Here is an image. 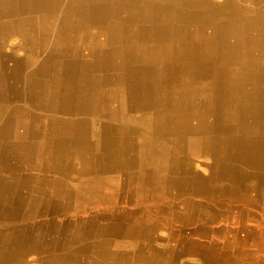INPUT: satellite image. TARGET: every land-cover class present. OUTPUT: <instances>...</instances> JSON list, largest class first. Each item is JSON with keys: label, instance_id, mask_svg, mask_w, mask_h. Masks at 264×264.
Returning a JSON list of instances; mask_svg holds the SVG:
<instances>
[{"label": "crops", "instance_id": "crops-1", "mask_svg": "<svg viewBox=\"0 0 264 264\" xmlns=\"http://www.w3.org/2000/svg\"><path fill=\"white\" fill-rule=\"evenodd\" d=\"M12 1L4 0L0 9V186H10V191L1 193L16 195H0V264H264V158L255 161L256 145L246 144L255 136L242 135L244 143H238L245 147L236 146L234 159L217 160L235 168L237 176L212 180L216 187L237 181L242 187L237 192L253 202L244 203L239 213L234 211V221L205 217L190 221V215L174 207L177 196L189 193H178L181 189L173 185L180 181L176 175L160 180L158 164L143 158L137 140L128 148L132 161L125 162L128 152L118 153V134L125 139L124 128L111 130L115 122L102 102L110 91L120 101L125 98L127 80L105 82L101 76H109L110 71L88 70L86 75L99 76L103 82L95 95L88 79L76 76L78 67L68 62L71 54L51 48L65 26L61 16H52V28L44 33L50 48H30L13 29L19 17L27 14L26 1H20L18 8L7 5ZM248 3L259 7L264 0ZM64 66L75 77L58 76ZM88 97H95V102ZM72 99L74 103H68ZM95 104L100 106L97 112L92 110ZM69 107L74 110L62 111ZM139 112L129 114L137 117ZM57 121L74 125L65 129L53 124ZM102 138H108L109 148L104 149ZM179 148H184L183 154L177 156L188 157L195 171L206 174L212 164L209 154L195 157L187 146ZM85 169L88 175L82 174ZM143 171L151 172L148 179L154 190L143 187ZM98 180L106 182L103 191ZM37 185L40 192L26 190ZM161 186L168 190L160 191ZM256 186L258 191L253 189ZM46 193L56 198V205L40 201ZM62 196L70 201H58ZM64 211L72 213L65 220L60 218Z\"/></svg>", "mask_w": 264, "mask_h": 264}, {"label": "bare ground", "instance_id": "bare-ground-1", "mask_svg": "<svg viewBox=\"0 0 264 264\" xmlns=\"http://www.w3.org/2000/svg\"><path fill=\"white\" fill-rule=\"evenodd\" d=\"M33 1L36 4L43 3V5L34 6L36 8H31L29 13H42L44 10H50L49 13L52 16H61L59 18L64 20L62 21L65 25L62 26L61 30L66 31L68 34L71 33L70 30H78L82 27V22L74 23V18L87 17L92 9H97L98 7L100 10L109 9L114 15L112 17L114 19L110 22L103 20L102 16L100 21L95 20L96 18H90L91 20L88 23L85 22V27L97 30L96 33L98 35L93 38L82 37L77 40L68 38L70 41L68 45L66 44L68 42L61 40L63 44L70 46L72 50L85 47L84 53L71 54L70 56L72 57L68 62H71L73 67L76 68L84 63L87 65L93 63L100 71H110L111 74L109 76H101L105 82L108 79V81L110 80L109 83L112 81L117 84H123L124 82L120 78L127 80L129 85L126 86L125 98L120 101L116 94L110 91L106 97L107 102H105L106 100L100 101L102 105H107L108 103L113 105L112 103L115 102L116 105L110 112L111 114H118V111H120L119 114L124 116L134 110L144 112L149 110L151 105L157 104H160L159 107L164 112L172 111V108L177 112L176 120L174 121L178 129V137L171 140L158 136L155 130L156 126L151 124L149 119L144 118L140 121L135 118L128 125L125 118L121 119L117 124L121 128L124 127V135L127 136L124 143L126 144V150H122V153L130 151L127 145L135 141V137L139 134V127L136 126V123L139 124L143 135L151 136L152 138L150 139L156 145L165 144L163 147L160 146L161 148H158L154 155L168 160V166L164 172L169 175H176L179 178L180 181L175 180L173 184L174 187L181 189V191L177 192H189L184 196L182 193V196L175 198V200L180 201V205H182L188 216L194 210L203 208V206L213 209L222 206L233 208L242 207L246 202H253L250 199H245L242 193H225L231 191L230 187L232 184L228 187H216L213 186L212 180L216 177L224 179L237 176L235 168L234 171L232 170L233 167L219 163L217 159H219V156L225 158L223 161L234 159L237 150L236 146L245 147L240 144L244 143L242 135H248L249 133L255 136V138L247 141L246 144L256 145L253 150L255 161H257L258 157L264 158V102L259 106L260 94L261 92L264 94V68H259L260 64H258L261 60L260 57L264 59V52L261 54L252 52L261 48L264 51V4L255 7L254 4L248 3V1L253 0H223L221 3L213 4L212 6L206 4L207 0H117L115 2L111 0H86L83 5H78L80 3L76 0H51L53 1L51 5H48L51 3L50 0ZM237 3L240 4L238 5ZM123 10H126L129 14L126 18L119 16L122 15ZM138 16L139 18L142 17V20H136ZM204 16L207 18L200 20ZM155 17L160 19L157 24L147 21V19H155ZM107 23L109 24L107 25ZM254 25L256 26L255 28ZM137 29L155 30L157 32L163 30L165 37L155 36L149 39L138 37L132 39L130 37L129 42L133 43L135 47L133 50L136 53H132L130 63H126L124 60L127 55L122 53L125 45L123 34L125 32L131 34ZM53 31L55 33L54 28ZM235 37H237V40H235ZM240 46H243V49ZM109 48L111 51H107ZM98 49L103 52L98 53ZM194 50L197 51L196 54L193 53ZM186 64L187 67L183 68V65ZM60 71L61 74L58 76L75 77L69 66H64ZM183 73L186 74L183 75ZM82 74L83 72L76 71V76L78 77L91 80L97 78L100 83L102 82L99 76L92 75L89 77L91 75L88 76L89 73L87 75ZM152 74L156 77L155 92H152L149 88L150 86L145 82ZM192 79L191 84L189 81ZM184 80L188 81L187 84L182 82ZM130 82L132 85H130ZM111 86H113V83ZM96 94L97 92L95 91ZM187 96L189 99H187ZM152 97H155V101ZM88 100L90 101L91 97H88ZM74 101L72 99L68 103L73 104ZM125 106L128 107L124 108ZM193 108H198L200 112L193 114ZM73 110L74 108L62 109L63 112H71ZM221 119L228 121V127L222 124ZM53 124L61 125L65 129L74 125V123H61L59 121ZM101 127L103 128L104 125H101ZM109 127L114 130L115 124H111ZM217 129L222 130L229 136L221 149L216 148L213 140L214 131ZM106 130H108V127ZM187 134L192 136L202 134L204 141L209 144L198 151L197 154L200 156L201 153L205 152L215 160L211 178L208 182L206 181L212 193H191V188L189 189L190 181H187L182 169L188 157L177 156V153H182L184 148H166L167 143L184 139ZM103 139H101L103 141L102 146L104 149L109 148L108 138ZM142 141L144 140L142 139ZM188 148L191 152L194 151L192 147ZM165 184V187H167L168 182ZM33 188L27 187L26 190L29 191ZM237 188L242 190V187L236 181L235 190ZM0 190V195L2 196L9 195L13 197V194L16 195V193H1L10 191L9 185L0 186ZM204 194L209 197L204 204V200L195 201L192 198ZM223 198H227L228 201L222 203ZM68 199L69 197L64 196V201L67 200L69 202L70 200ZM180 218L179 216L178 219Z\"/></svg>", "mask_w": 264, "mask_h": 264}, {"label": "rangeland", "instance_id": "rangeland-1", "mask_svg": "<svg viewBox=\"0 0 264 264\" xmlns=\"http://www.w3.org/2000/svg\"><path fill=\"white\" fill-rule=\"evenodd\" d=\"M9 1V0H8ZM20 1H26V4H24L25 8H27V14H24L22 16L19 17V19L15 22V24L13 25V29L16 30L17 32L21 33L20 35L24 38V40L27 41L28 43V46L30 48H37V47H41L42 49H46V48H50V46H48V42L46 41L45 39V35L44 33H49L50 32V29L52 28V24H53V21H52V15L49 13L50 10H47L42 13H35V14H29L30 12V9L33 8L34 6H42V4H36L33 0H13L11 3L8 4L7 2V5H10L11 7H20L21 5V2ZM51 1V0H50ZM77 2H79L80 4L78 5H83L86 0H76ZM112 2H115L117 0H111ZM53 1H51V3H49L48 5H51ZM218 2H216L215 0H207V5L208 6H212L213 4H217ZM5 5L4 3V0H0V9L3 8V6ZM38 7V6H37ZM36 8V7H34ZM101 11H103L101 13ZM122 15H126L128 16L129 14L126 12V10L122 11ZM103 17V20H105L106 22H110L114 15L111 13V11L109 9H102L100 10V8L98 7L97 9H92L91 12L88 14L87 17H77V18H74V23L75 22H82V27L78 30H70L71 33H67L66 31H63V30H59L58 31V34L55 38V42L51 45V48L55 49V50H62L63 54H66V55H69V54H76V53H84V48H75L71 51H68L67 50V46H65L66 44H63V41H61L62 39L67 42L68 38H71L72 40H77V39H80L82 37H89V38H93L95 37L96 35H98L96 33L97 30H95L94 28H91V27H85V22L88 23L91 19L90 18H96L95 20H98L100 21V17ZM117 16V15H116ZM121 16V15H119ZM110 18V19H109ZM142 18V17H141ZM141 18H139V16L136 18V20L140 21L142 20ZM207 17L204 16L203 18H200L201 19H206ZM147 21L151 22L152 24H157V22L160 21V19L158 17H155V19L151 18V19H147ZM109 23H107L108 25ZM256 26L254 25V28ZM37 28L39 29V31L37 30ZM215 29V28H214ZM216 30V29H215ZM105 31V30H103ZM155 30H134L131 34L127 32H125L123 34L124 36V40H125V45L123 46V51L122 53L126 54L127 56L125 57V62L126 63H130V58H131V54L133 53H136V51L133 50V48H135L133 46V43H130L129 42V38L131 37L132 39L134 38H144V39H149V38H152V37H165L163 35L164 31L161 30V32H157ZM106 33L108 34V31L106 30ZM53 35H55V33H52ZM74 37H71L73 36ZM165 34V33H164ZM87 35V36H86ZM126 38V39H125ZM235 40H237V37H235ZM240 40H241V37H240ZM241 49H243V46H240ZM98 53L99 52H103L101 49H98ZM107 50V49H105ZM107 51H111L110 48L109 50ZM196 50L193 51L194 54H196ZM252 52H256L257 54H261L263 51V48L261 49H255L254 51ZM47 54H49L48 52H46ZM260 61L258 64L259 65V68L263 67L264 68V59L260 57ZM189 64V63H188ZM92 65V66H91ZM78 70L83 72L82 75H86L85 72H87L88 70H91L92 68H95L94 64L91 63V64H86L84 63L83 65H79L78 66ZM187 67V64L186 65H183V68H186ZM186 73H183V75H185ZM89 76V75H88ZM92 75H90L89 77H91ZM120 80H122L123 82H126V80L123 78H120ZM88 81L90 82V85H92L94 88H95V91L97 89V87L100 86V83H99V80L97 78H93L92 80L91 79H88ZM148 81L147 84L150 86V90L152 92H155L156 91V87H155V81H156V77L154 76V74L150 75V77L148 78ZM192 81H189L191 82L192 84ZM183 83H186L187 82L184 80L182 81ZM159 85H162V84H159ZM164 85V84H163ZM97 94H98V91H97ZM122 94V93H121ZM120 94V95H121ZM95 97H91V102H95V101H92L94 100ZM152 99H154L155 101V97H152ZM187 99H189V97L187 96ZM98 101L97 103H99V100H96ZM264 102V94L263 92H261L260 94V98H259V106L262 105ZM158 103V102H157ZM96 106L92 109L93 112H97L98 110H100V106L98 104H95ZM160 104H157V105H151L150 109L147 110L151 115L149 116H145V115H141V113L143 112H139V115L140 116H132L130 114L128 115H124L123 114H119L120 111H118V114L117 113H112L111 114V121L113 122H116L115 123V127L114 129L115 132L123 129L121 128V126L117 124V122L119 123L121 121V119H125L126 122H128L127 124L129 125V123L131 121H133V119H137V120H140L141 119H149V122H151V124H154L156 126L155 130H156V134L160 137H163V138H167L169 140L171 139H174L176 137H178V129H177V126H176V122L174 120H176V111L173 110L172 108V111H169V112H164L163 110L160 109ZM109 108L110 111H112V109L114 108V105H106V108L107 109ZM146 112V111H144ZM193 114H198L200 112V110L198 108H193L192 110ZM122 113V112H121ZM122 115V116H121ZM150 116H151V120H150ZM167 118H166V117ZM118 119V120H116ZM204 120V119H203ZM221 122L224 126L228 127L229 123L227 120H222L221 119ZM205 123V121H204ZM136 126L139 127V130H141L139 124L136 123ZM119 135V138H120V146L121 147H118V153L120 155H122V150L126 149V144H124V142H126V138L123 139L121 136V134H118ZM214 141H215V145H216V148L218 149H221L226 141V139L229 137L227 133H224L222 130H215L214 131ZM150 138H152L151 136H148V135H143L142 132H139V134L135 137V142L136 143V140H137V143H140V147L143 149L141 151L142 155H143V158L144 159H148L149 162L151 163H154L153 160L156 162V164H158V172H157V175L160 180H162V177L164 176H168L169 174L164 172L165 169L167 168L168 166V160L166 159H161V158H158L154 155V153L158 150V148H161L160 146H164L165 144H155L154 141H152ZM142 139L144 141H142ZM132 144V143H131ZM187 146V147H192V149H194L193 152H191V155L192 156H195V157H198V151H200L202 148H205L207 147L209 144H207L205 141H204V137L202 134H199V135H196V136H192L191 134H187L185 135L184 139H181L179 141H176V142H172V143H167L166 144V148L168 147H175V148H179V146ZM128 148H130V144L127 145ZM203 152V151H201ZM147 153V154H146ZM205 152L201 153V154H204ZM129 154V155H128ZM128 154H126V161H132L133 158L131 159V150L128 151ZM219 159H221V157L219 156L218 157ZM210 159L212 161V164L209 166V170L208 171H205L206 174H200L199 172L195 171V169L193 168V165L191 164V161H189V159L185 160L184 162V165L182 167L183 169V172H184V175L186 176V179L187 181L189 180L190 181V187L189 189L191 188V193H209L211 192L210 191V188L208 187V180L211 178V172H212V167L215 165V160L210 156ZM217 159V160H219ZM209 165V164H207ZM90 172H88L87 169H85L82 174H89ZM151 172L150 171H143V187L147 186L149 190H154L155 187L152 183V181H150V179H148L151 175ZM182 177V176H181ZM99 182V186H98V189L103 191L106 187V182L103 181V180H98ZM207 181V182H206ZM161 184H164L163 181L160 182ZM34 187V186H32ZM167 187H169V185H167ZM239 188V187H238ZM238 188L235 190V185L232 184L230 189L231 191H228V192H225V193H238V192H241V190ZM46 189L47 190H51V187H47L46 185ZM164 187L161 186V188H159V190H163ZM255 191H258V188L257 186L253 188ZM53 190H56V189H52V192ZM165 190V189H164ZM168 188L165 190L167 191ZM28 191V190H27ZM238 191V192H237ZM31 192H40V187L35 186ZM212 193V192H211ZM51 195L50 193H46V195H43V198H41V202L46 205V206H50V205H56L54 202L56 201V198ZM199 196V198H197ZM49 197V198H48ZM193 200L195 201H203V204L206 203L209 199V197H207L205 194L204 195H197L195 197H192ZM45 199V200H44ZM34 200V199H33ZM32 200V201H33ZM58 201L62 202L64 201V196H62V198H57ZM225 201H228L227 198H223L222 199V203H224ZM49 203V204H48ZM207 205V204H206ZM211 205V204H209ZM174 207L176 209H182L183 210V207L182 205H180V201L179 200H175V203H174ZM219 209V211H218ZM213 210V212H212ZM236 210H239L238 212L242 211V207H233V208H227L225 206H222L220 208H206L205 206H203V208H200V209H196L192 212V214L190 215V221H194V220H197L198 218L199 219H203V217H205V219L211 221H215L217 219H223V220H226L227 221H234L235 220V217L232 216L231 213H233L234 211L236 212ZM184 211V210H183ZM218 211V212H217ZM71 211H64L62 213V216H60V218H62L63 220L64 219H67L69 216L72 215V213H70ZM221 212V213H220ZM229 212V213H228ZM195 213V214H194ZM197 213V214H196ZM202 213V214H201ZM214 213V214H213ZM244 215L245 213L242 212ZM243 214H240V217L243 215ZM58 214L56 213V216ZM66 216V217H65ZM208 216V217H207ZM222 216V217H221ZM228 216V217H227ZM217 217V218H215ZM221 217V218H220ZM227 217V218H226ZM102 220V219H101Z\"/></svg>", "mask_w": 264, "mask_h": 264}]
</instances>
